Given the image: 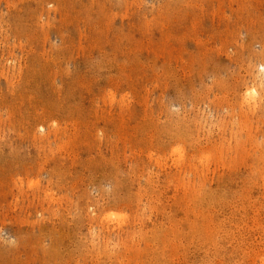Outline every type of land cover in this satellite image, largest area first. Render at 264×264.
Listing matches in <instances>:
<instances>
[{"label": "rangeland", "instance_id": "1", "mask_svg": "<svg viewBox=\"0 0 264 264\" xmlns=\"http://www.w3.org/2000/svg\"><path fill=\"white\" fill-rule=\"evenodd\" d=\"M263 64L264 0H0V264H264Z\"/></svg>", "mask_w": 264, "mask_h": 264}, {"label": "bare ground", "instance_id": "2", "mask_svg": "<svg viewBox=\"0 0 264 264\" xmlns=\"http://www.w3.org/2000/svg\"><path fill=\"white\" fill-rule=\"evenodd\" d=\"M261 66V71H263L262 73H263V75H264V64L263 65H260ZM249 88V87H248ZM256 90V89H255ZM255 90H251L250 89V91L248 92L249 93V95H251L252 93H253V95H255V93L257 92V91H255ZM258 90V89H257ZM254 91H255V93H254ZM254 97V96H253ZM182 146V145H181ZM184 150V149H183ZM180 154V153H179ZM207 156V155H206ZM180 158V157H179ZM203 158V157H202ZM207 158V157H206ZM209 159V158H208ZM202 161V160H201ZM35 183V182H34ZM33 186H35V185H33ZM32 186V187H33ZM123 214V213H122ZM108 215H109V213H108ZM106 216V215H105ZM123 217L122 218H125L124 217V214L122 215ZM113 217V216H112ZM128 217V216H127ZM116 218H117V216H116ZM110 219V218H109ZM121 219V218H120ZM118 222V221H117ZM119 224V223H118Z\"/></svg>", "mask_w": 264, "mask_h": 264}]
</instances>
